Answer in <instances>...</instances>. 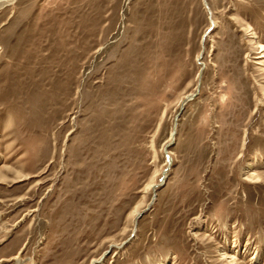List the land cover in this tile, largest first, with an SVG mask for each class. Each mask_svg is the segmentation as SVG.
I'll return each mask as SVG.
<instances>
[{
  "label": "rangeland",
  "instance_id": "374dc122",
  "mask_svg": "<svg viewBox=\"0 0 264 264\" xmlns=\"http://www.w3.org/2000/svg\"><path fill=\"white\" fill-rule=\"evenodd\" d=\"M260 43L264 0H0V264H264Z\"/></svg>",
  "mask_w": 264,
  "mask_h": 264
},
{
  "label": "bare ground",
  "instance_id": "6f19581e",
  "mask_svg": "<svg viewBox=\"0 0 264 264\" xmlns=\"http://www.w3.org/2000/svg\"><path fill=\"white\" fill-rule=\"evenodd\" d=\"M259 46H260V52H258V53H260L259 56H260L261 58H264V44H263V43H260ZM189 97H191V95H190ZM173 134H174V133H172V136H173ZM256 178H257V176H256ZM155 187H156V186H153V189H155ZM138 215H139V211H135L134 221H136ZM225 255H227V254L225 253ZM227 257H229V255H227Z\"/></svg>",
  "mask_w": 264,
  "mask_h": 264
},
{
  "label": "water",
  "instance_id": "95a60500",
  "mask_svg": "<svg viewBox=\"0 0 264 264\" xmlns=\"http://www.w3.org/2000/svg\"><path fill=\"white\" fill-rule=\"evenodd\" d=\"M211 29V28H210ZM199 85H200V82H199ZM195 96V95H194ZM176 134V128L174 129V134H173V137L175 136Z\"/></svg>",
  "mask_w": 264,
  "mask_h": 264
}]
</instances>
